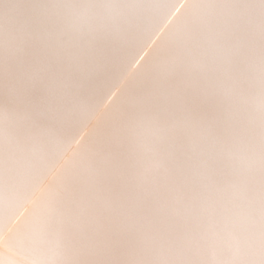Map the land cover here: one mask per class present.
<instances>
[{
  "label": "bare ground",
  "instance_id": "obj_1",
  "mask_svg": "<svg viewBox=\"0 0 264 264\" xmlns=\"http://www.w3.org/2000/svg\"><path fill=\"white\" fill-rule=\"evenodd\" d=\"M0 264H264V0H0Z\"/></svg>",
  "mask_w": 264,
  "mask_h": 264
}]
</instances>
